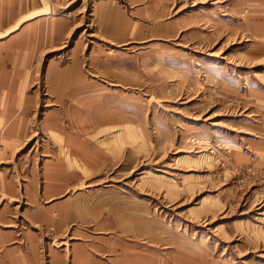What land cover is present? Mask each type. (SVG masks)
Segmentation results:
<instances>
[{"label":"rangeland","instance_id":"374dc122","mask_svg":"<svg viewBox=\"0 0 264 264\" xmlns=\"http://www.w3.org/2000/svg\"><path fill=\"white\" fill-rule=\"evenodd\" d=\"M21 253L264 264V0H0V264Z\"/></svg>","mask_w":264,"mask_h":264},{"label":"crops","instance_id":"0c3cea01","mask_svg":"<svg viewBox=\"0 0 264 264\" xmlns=\"http://www.w3.org/2000/svg\"><path fill=\"white\" fill-rule=\"evenodd\" d=\"M51 14H52V12H50V9L48 7H46L45 9L41 10L37 15H42L43 16V15H51ZM33 17H31V18H33ZM31 18H27V20H30ZM23 119L24 118L22 116H19L16 119L18 121L17 124L18 125H19V123L21 124L23 122ZM24 127H27V125H25V126L24 125H21L20 128L18 127V129H19L18 130V133H19V136H21V137L22 136L24 137L25 134H26V132H27L26 129H24ZM5 134H7V135L5 136ZM4 136H5V139L3 140V142H4V148L8 150V149L11 148L12 145H15L16 144L17 140H16V138L12 137V135L10 134V131H8L6 133L4 131ZM7 144L9 146H7ZM60 209L61 210H60L59 213L62 215V217H64V218L70 217V215H71L70 214V212H71V205L70 206H61ZM32 250L33 251H31V252L33 253L34 256H36V254H37L36 253V250L35 249H32ZM29 261H30V258L26 254H24V253H21L18 256H12V257L7 256V262H9L10 264H27V262H29Z\"/></svg>","mask_w":264,"mask_h":264},{"label":"bare ground","instance_id":"6f19581e","mask_svg":"<svg viewBox=\"0 0 264 264\" xmlns=\"http://www.w3.org/2000/svg\"><path fill=\"white\" fill-rule=\"evenodd\" d=\"M31 18V17H30ZM73 62L76 64L77 63V61H76V58L75 59H73ZM70 214H72V211L70 212ZM69 214V215H70Z\"/></svg>","mask_w":264,"mask_h":264}]
</instances>
